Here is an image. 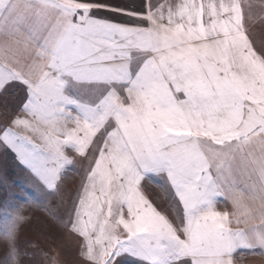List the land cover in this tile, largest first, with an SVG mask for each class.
I'll return each mask as SVG.
<instances>
[{
    "label": "snow or ice",
    "instance_id": "obj_1",
    "mask_svg": "<svg viewBox=\"0 0 264 264\" xmlns=\"http://www.w3.org/2000/svg\"><path fill=\"white\" fill-rule=\"evenodd\" d=\"M256 8L264 0H0V161L24 173L0 169V264H20L26 206L78 237L84 264L264 260ZM220 197L236 211H218Z\"/></svg>",
    "mask_w": 264,
    "mask_h": 264
},
{
    "label": "rangeland",
    "instance_id": "obj_2",
    "mask_svg": "<svg viewBox=\"0 0 264 264\" xmlns=\"http://www.w3.org/2000/svg\"><path fill=\"white\" fill-rule=\"evenodd\" d=\"M151 2L156 4L165 2V0H151ZM167 2L175 3L176 0H167ZM253 11L254 15L249 22V31L254 44L259 47L264 45V13L259 8ZM0 169L7 172L10 181L22 182L24 173L11 158L7 161H0ZM78 169L77 171H70L66 177V191L74 192L80 184L83 166L79 165ZM145 191L154 204L165 210L162 206L167 205L170 201L159 185L150 183L146 186ZM4 199H6V194L0 190V203ZM218 199L217 210L227 211L221 197ZM22 215L30 217V219L20 223L16 229L17 247L21 253L19 256L20 264H84L78 237L61 230L45 212L39 209L26 206ZM4 216L5 212L0 208V228L3 227ZM6 247V242L0 238V259H3ZM24 253H28V255H24ZM237 264H264V261L260 257H248L243 261H237Z\"/></svg>",
    "mask_w": 264,
    "mask_h": 264
},
{
    "label": "crops",
    "instance_id": "obj_3",
    "mask_svg": "<svg viewBox=\"0 0 264 264\" xmlns=\"http://www.w3.org/2000/svg\"><path fill=\"white\" fill-rule=\"evenodd\" d=\"M114 3H118V4H134L136 2H138V0H113ZM118 19V18H117ZM247 178L246 177H238V187L240 189H243L244 188V181L246 180ZM248 183H251V181H247ZM247 195V193H246ZM221 201L223 203V205L225 206V208L227 209V211L231 214L233 212L236 211V209L234 208L233 204L231 203L230 200L228 201H225L223 197H221ZM169 204L170 202L167 203V207L164 205L162 207H164L165 209H168L169 208ZM233 227H235V224H233ZM262 260V259H261ZM264 261V260H263Z\"/></svg>",
    "mask_w": 264,
    "mask_h": 264
}]
</instances>
